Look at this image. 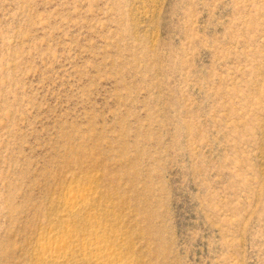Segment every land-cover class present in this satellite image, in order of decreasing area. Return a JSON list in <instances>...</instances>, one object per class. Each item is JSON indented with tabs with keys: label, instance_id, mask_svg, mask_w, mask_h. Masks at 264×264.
Wrapping results in <instances>:
<instances>
[{
	"label": "rangeland",
	"instance_id": "1",
	"mask_svg": "<svg viewBox=\"0 0 264 264\" xmlns=\"http://www.w3.org/2000/svg\"><path fill=\"white\" fill-rule=\"evenodd\" d=\"M96 233L264 264V0H0V264Z\"/></svg>",
	"mask_w": 264,
	"mask_h": 264
},
{
	"label": "bare ground",
	"instance_id": "2",
	"mask_svg": "<svg viewBox=\"0 0 264 264\" xmlns=\"http://www.w3.org/2000/svg\"><path fill=\"white\" fill-rule=\"evenodd\" d=\"M87 198H89V195L84 190L70 193L64 204V217H66V214L69 216L76 214L81 206L87 205ZM76 248V246L66 241H58L49 237V240L43 241L39 245L40 259L47 264H68L70 258H73ZM79 251L84 256V260L87 262L91 261L94 264H131L129 260L123 257L121 250L116 249L107 239L97 233L95 234V239L85 243L79 248ZM89 255L90 258H88Z\"/></svg>",
	"mask_w": 264,
	"mask_h": 264
}]
</instances>
